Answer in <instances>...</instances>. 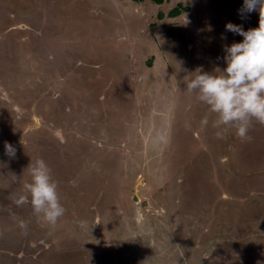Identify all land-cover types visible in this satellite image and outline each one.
I'll return each mask as SVG.
<instances>
[{
  "label": "rangeland",
  "instance_id": "obj_1",
  "mask_svg": "<svg viewBox=\"0 0 264 264\" xmlns=\"http://www.w3.org/2000/svg\"><path fill=\"white\" fill-rule=\"evenodd\" d=\"M242 6L0 0V264H264V124L217 128L184 87L259 26ZM41 158L55 225L13 203Z\"/></svg>",
  "mask_w": 264,
  "mask_h": 264
},
{
  "label": "clouds",
  "instance_id": "obj_2",
  "mask_svg": "<svg viewBox=\"0 0 264 264\" xmlns=\"http://www.w3.org/2000/svg\"><path fill=\"white\" fill-rule=\"evenodd\" d=\"M259 12V26L244 30L242 25L228 22L226 31L243 37L241 42L224 45L223 60L226 67L219 74L199 70L195 76H189L184 87L188 93H196V99L209 106L216 114L215 127L231 126L236 135L244 137L253 120L264 124V0H243L239 9L245 14ZM222 39L226 37L222 34ZM197 72V71H195ZM208 123L205 117L202 121ZM222 137V132L216 133ZM9 156L15 155V148L5 143ZM31 181L24 184L30 195H20L13 200L17 206L30 203L33 212L42 214L45 221L55 225L63 216L65 208L60 203L57 184L52 179L50 168L44 159H37L27 167ZM21 227H25L23 221Z\"/></svg>",
  "mask_w": 264,
  "mask_h": 264
},
{
  "label": "trees",
  "instance_id": "obj_3",
  "mask_svg": "<svg viewBox=\"0 0 264 264\" xmlns=\"http://www.w3.org/2000/svg\"><path fill=\"white\" fill-rule=\"evenodd\" d=\"M133 1L136 2V3H140V2H144V1H151V2H153L155 4L162 5V4L165 3L166 0H133ZM183 11L184 10H182L180 8V6H179V7L173 8L172 11L170 12V15L172 17L180 16Z\"/></svg>",
  "mask_w": 264,
  "mask_h": 264
},
{
  "label": "bare ground",
  "instance_id": "obj_4",
  "mask_svg": "<svg viewBox=\"0 0 264 264\" xmlns=\"http://www.w3.org/2000/svg\"><path fill=\"white\" fill-rule=\"evenodd\" d=\"M159 200V199H158Z\"/></svg>",
  "mask_w": 264,
  "mask_h": 264
}]
</instances>
